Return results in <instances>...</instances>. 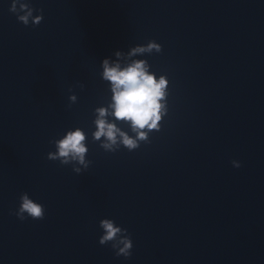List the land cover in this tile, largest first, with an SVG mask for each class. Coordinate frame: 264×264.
Returning a JSON list of instances; mask_svg holds the SVG:
<instances>
[{"label":"clouds","instance_id":"clouds-1","mask_svg":"<svg viewBox=\"0 0 264 264\" xmlns=\"http://www.w3.org/2000/svg\"><path fill=\"white\" fill-rule=\"evenodd\" d=\"M9 11L17 16L19 22L28 26H38L43 21V9H34L29 0H12ZM34 11H39V15H33ZM156 53L162 51V46L155 40H150L146 45H138L131 49L129 56L137 53ZM121 52H115V56L120 57ZM102 79L110 82L112 93L111 103L107 107L95 108L96 118L94 125L96 130L92 133L93 141H101L100 147L106 152H115L121 145L129 151H133L140 146V142H149V133L153 130H160V121L167 114L166 89L169 80L166 75L157 76L150 72V65L146 60H135L126 67H121L119 62L110 63L108 59L102 61ZM83 88V85H80ZM70 102L76 101L75 95H70ZM111 109V113H109ZM111 114L115 121L127 122L133 133L129 136L125 131L117 126L115 122H110L107 117ZM86 134L77 127L75 130H68L66 135L60 139L50 141L55 145L56 151L49 152L47 159L59 161L61 165H73V171L77 174L86 170L91 161L86 159L88 148L86 146ZM233 167H241V163L233 160ZM75 164L82 165L76 167ZM19 208L15 215L24 220L31 217L33 220H43L45 218V208L42 204L32 200L25 192L19 197ZM27 214V216L25 215ZM99 227L103 234L99 237V244H111L117 257L129 258L132 255L133 241L127 229L118 226L112 219H102Z\"/></svg>","mask_w":264,"mask_h":264}]
</instances>
